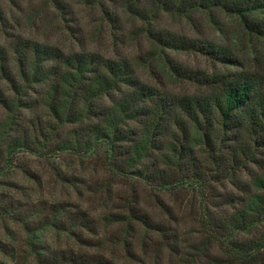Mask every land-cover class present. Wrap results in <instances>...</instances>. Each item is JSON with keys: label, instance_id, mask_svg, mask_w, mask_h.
I'll return each mask as SVG.
<instances>
[{"label": "rangeland", "instance_id": "rangeland-1", "mask_svg": "<svg viewBox=\"0 0 264 264\" xmlns=\"http://www.w3.org/2000/svg\"><path fill=\"white\" fill-rule=\"evenodd\" d=\"M137 8L147 11L145 17L135 14ZM148 31L222 48L231 62L159 45ZM33 45L128 63L137 81L155 94L143 103L149 108L157 97L208 95L219 77L243 73L264 81V39L215 9L174 13L155 10L151 0H0V64L16 75L18 54ZM51 67L58 62L41 64L42 71ZM54 78L28 86L4 134L5 141L26 137L29 150L3 160L0 144V264H264V250L251 246L264 235V220L229 236L250 246L243 251L230 247L220 228L253 195L264 197L256 187L258 179L264 181L258 138L242 131L212 135L211 149L194 133L182 159L194 160L187 174L167 166L170 139L159 136L161 147L127 168L130 143H94L89 127L98 116L58 122L43 106ZM130 91L119 85L93 101L94 111ZM0 93L14 97L1 71ZM9 115L0 105V120ZM140 126L128 119L121 128ZM150 165L164 170L170 184L134 174Z\"/></svg>", "mask_w": 264, "mask_h": 264}, {"label": "trees", "instance_id": "trees-1", "mask_svg": "<svg viewBox=\"0 0 264 264\" xmlns=\"http://www.w3.org/2000/svg\"><path fill=\"white\" fill-rule=\"evenodd\" d=\"M152 6L168 12L187 14L196 10L210 12L215 9L239 19L242 28L249 34L264 39V18L257 19L258 13L264 12V0H151ZM138 16L145 17L144 8L135 9ZM148 36L162 46L188 49L200 52L218 61L231 62L230 55L222 48L194 41H177L164 34L148 31ZM25 48V47H23ZM16 54L18 52L16 51ZM56 61L59 67L42 71L41 64ZM16 75L7 71L0 64L3 79L8 83L13 98L0 93V105L8 112L9 119L0 120V144L3 160L19 150L28 149L26 137H9L4 134L12 127V115L20 107L21 97L25 96L30 85L41 83L54 76L51 85L44 91L43 106L49 110L58 122H79L89 115L99 117V122L89 127L94 143H103L114 147L119 142L130 143L126 151L127 168L161 147L155 138L165 136L170 139L166 144L168 156H164L167 166L174 164L181 172L190 174L194 168L192 157L183 161V155L190 150L189 140L200 133L208 148H213L212 135L225 136L230 133L235 137L239 131L258 138L264 145V81L246 74L212 79L215 89L205 96L165 99L157 97L153 107L143 103L154 97L149 87L137 81L128 63L113 61L93 54L64 55L55 49L39 48L35 45L26 52L18 54ZM15 77L17 78L15 80ZM124 85L131 88L121 99L110 107L94 111L92 103L103 95ZM75 102V107L72 105ZM28 106L27 104H25ZM96 110V109H95ZM139 120V131L122 129L124 120ZM221 138V137H220ZM171 141L177 143H172ZM255 144L257 141L253 140ZM235 155L232 159L235 161ZM165 165V164H164ZM159 168L144 167L134 174L143 179H151L163 185L170 184L167 173ZM192 175V174H191ZM195 176V173H193ZM256 187L264 190V181L257 180ZM264 220V197L253 195L246 209L235 213L220 227L228 236V245L243 251L250 246L230 241L235 232H248ZM257 250H264V235L252 243ZM246 248V249H245Z\"/></svg>", "mask_w": 264, "mask_h": 264}]
</instances>
